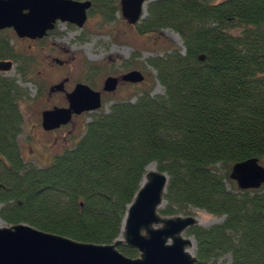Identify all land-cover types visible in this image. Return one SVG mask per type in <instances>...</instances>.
Returning <instances> with one entry per match:
<instances>
[{"label":"trees","instance_id":"trees-1","mask_svg":"<svg viewBox=\"0 0 264 264\" xmlns=\"http://www.w3.org/2000/svg\"><path fill=\"white\" fill-rule=\"evenodd\" d=\"M89 1L88 16L104 24L120 14V0ZM146 1L137 32L169 29L182 42L146 62L163 93L113 103L45 167L25 161L19 144L35 62L0 32V60L16 74L0 75V220L111 244L154 165L168 178L161 215L222 218L186 232L195 264H264V186L239 190L229 178L236 163L264 164V0Z\"/></svg>","mask_w":264,"mask_h":264},{"label":"water","instance_id":"water-1","mask_svg":"<svg viewBox=\"0 0 264 264\" xmlns=\"http://www.w3.org/2000/svg\"><path fill=\"white\" fill-rule=\"evenodd\" d=\"M120 15L131 26L144 18L146 0H120ZM91 8L89 0H0V30L12 29L18 39H43L57 22L82 28ZM58 62V60H56ZM15 64L0 60V75L14 72ZM144 76L131 70L120 78L108 76L101 92L114 93L119 82L140 84ZM64 81L49 92L63 91ZM68 107L45 110L41 128L50 132L66 126L72 115L91 113L102 107L101 93L78 83L66 93ZM230 180L239 190H257L264 186V166L251 158L232 166ZM168 178L155 168L146 171L139 190L128 205L122 223V235L111 244H93L39 230L28 224L0 227V264H195L190 251L192 238L186 232L198 226L192 215L163 216ZM127 246L138 252L136 258L123 255Z\"/></svg>","mask_w":264,"mask_h":264},{"label":"rangeland","instance_id":"rangeland-1","mask_svg":"<svg viewBox=\"0 0 264 264\" xmlns=\"http://www.w3.org/2000/svg\"><path fill=\"white\" fill-rule=\"evenodd\" d=\"M6 34L10 45L17 52L31 56L35 62L32 70L35 83L24 84L30 98L35 99L25 109L19 144L24 160L38 167L49 165L54 156L72 148L84 134L86 124L95 116L108 112L113 103L134 102L146 91L152 95H161L163 88L155 80V72L146 62L149 58L163 54L170 47L182 48L181 39L175 32L164 29L150 34H139L136 25H129L120 14L111 24H104L97 16H88L82 28L58 23L53 36L41 42L20 41L13 33ZM56 60L63 61V65L56 64ZM131 70L140 71L144 81L134 85L120 84L114 93H102L103 102L99 110L74 118L64 128L45 132L40 127L41 112L53 106H62L63 103L64 93L62 96H48L51 86L66 79L65 92H71L77 83L101 91L106 77L121 76ZM7 75L14 77L15 69ZM150 166L154 168V165ZM190 215L196 217L203 227L222 221V218L210 216L198 209L192 210ZM4 225L0 220V227ZM190 251L194 253V248ZM229 262L230 258L226 256L216 264Z\"/></svg>","mask_w":264,"mask_h":264},{"label":"flooded vegetation","instance_id":"flooded-vegetation-1","mask_svg":"<svg viewBox=\"0 0 264 264\" xmlns=\"http://www.w3.org/2000/svg\"><path fill=\"white\" fill-rule=\"evenodd\" d=\"M58 23H62V22H57L56 24H55V28H56V26H57V24ZM65 24H68V23H65ZM70 25V24H69ZM54 28V29H55ZM54 29L52 30V31H49L48 33H47V35L43 38V39H36V40H30V39H27V38H24V39H18V40H20V41H28V42H32V43H35V42H41V41H43V40H45V39H47V38H49L50 36H53V33H54ZM0 32H11V33H13L14 34V31L12 30V29H4V30H0ZM15 35V34H14ZM11 61V60H10ZM13 62V61H12ZM14 63V62H13ZM56 64H58V65H60V66H62L63 65V61L62 62H60V61H58V62H55ZM15 64V63H14ZM138 71V70H137ZM128 72V71H127ZM5 76H8L7 74L5 75ZM122 76V75H121ZM121 76H117V78H120ZM113 77H115V76H113ZM64 81V80H63ZM62 82V81H61ZM66 83H67V80L65 79V82H64V89H63V91H57V92H49L48 91V96L49 97H51V96H62V94L64 93V97H63V103H62V106H53V107H51V108H48L47 110H49V109H53V108H65V107H68V102H67V99H66V93H68V92H65V86H66ZM59 84V83H58ZM78 84V83H77ZM120 84H125V85H134V84H128V83H125V82H119V85H118V87L120 86ZM54 86V85H53ZM52 87V86H51ZM75 87V86H74ZM50 89V88H49ZM118 89V88H117ZM102 90V89H101ZM96 91V90H95ZM98 92H100L101 93V101L103 102V97H102V93H104V92H101V91H98ZM105 94H112V93H105ZM41 114H42V112H41ZM84 114V113H83ZM82 115V114H81ZM78 116H80V115H78ZM78 116H75V115H72V119H71V122L73 121V119L74 118H77ZM70 122V123H71ZM69 123V124H70ZM39 124H40V127H41V115H40V120H39ZM66 126H68V125H66ZM66 126H63V127H60L59 129H61V128H64V127H66ZM59 129H57V130H59ZM55 131V130H54ZM54 131H50V132H54Z\"/></svg>","mask_w":264,"mask_h":264},{"label":"bare ground","instance_id":"bare-ground-1","mask_svg":"<svg viewBox=\"0 0 264 264\" xmlns=\"http://www.w3.org/2000/svg\"><path fill=\"white\" fill-rule=\"evenodd\" d=\"M14 69H15V68H14ZM149 168H150V169H153V167H152V166H150Z\"/></svg>","mask_w":264,"mask_h":264}]
</instances>
